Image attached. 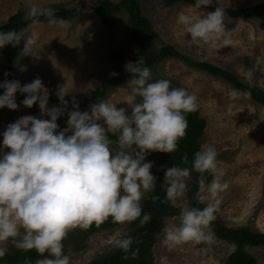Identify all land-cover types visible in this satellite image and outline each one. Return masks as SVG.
<instances>
[{"label":"clouds","instance_id":"clouds-1","mask_svg":"<svg viewBox=\"0 0 264 264\" xmlns=\"http://www.w3.org/2000/svg\"><path fill=\"white\" fill-rule=\"evenodd\" d=\"M212 3L213 0H195L194 8H207ZM25 15L33 25L44 17L50 26L68 27L52 8L32 4ZM225 15L222 6L199 16L181 11L176 22L195 45L220 50L233 44L232 31L225 27ZM6 46L20 47V57L41 59L42 47L26 27L0 31V49ZM260 64L257 58L256 66L264 72ZM257 68L244 71V79L251 82ZM124 69L131 74L122 102L127 108H117V104L101 99L82 112L73 97L67 127L62 130L57 120L68 107L67 83L56 92L61 106L49 108V90L39 77L23 86L18 80L0 82L4 90L0 109L18 110L19 92L26 94L23 106L32 108L38 104L41 117H49L23 116L0 133V259L7 255L10 244L22 251L34 250L43 257L35 264H71L64 253V241L71 231L98 227L109 218L120 224L139 220L140 226L151 220L150 214L142 215L141 201L156 190L157 177L150 171L153 163L146 160V155L178 150L188 127L186 115L197 109L198 102L186 89L171 87L169 80L154 79L141 60L127 62ZM249 95L229 91L231 100ZM181 161L188 164L187 154ZM193 171L200 174L196 201L203 207H180L179 223L164 230L162 243L169 250L188 243H211L214 238L211 224L216 219L220 194L228 188L222 182L224 173L218 167L214 146L202 145L193 154L191 168L167 167L161 187L166 201L176 207L185 197ZM205 173L212 177L210 182ZM111 243L136 258L139 250H132L131 236H117Z\"/></svg>","mask_w":264,"mask_h":264},{"label":"rangeland","instance_id":"rangeland-1","mask_svg":"<svg viewBox=\"0 0 264 264\" xmlns=\"http://www.w3.org/2000/svg\"><path fill=\"white\" fill-rule=\"evenodd\" d=\"M101 1L104 0H0V28L6 25L10 17L19 14L22 21L17 30L26 27L42 47L39 60L20 57L18 54L7 80H18L23 86L39 77L49 90V108L61 106L56 92L67 83L70 92L65 100L69 103L64 115L57 120L59 130L67 127L73 97L79 105L78 110L82 112L89 111L90 106L101 99L117 104V108H127L122 102L128 91L126 82L131 74L125 71L124 65L127 62L143 61L131 39L127 13H119L116 26L107 28L93 14V7ZM107 1L114 4L119 2ZM32 4L52 8L56 14L70 12L72 17L67 21V29L50 26L45 22L31 24L25 14ZM138 4L142 15L157 35L147 51L158 53L162 47L170 46L192 62L208 63L235 76L242 84L264 92V72L256 66L257 58H260L259 67H264V0H213L207 8L222 6L225 10L257 11L248 20L225 17V27L232 31L233 44L220 50L195 45L183 26L176 22L179 12L199 16L209 12L204 7L195 9L194 4L183 3L166 6L163 0H138ZM1 51L0 81L8 69L7 63L1 59ZM254 68H257L254 78L251 82L246 81L243 72ZM150 70L156 78L168 79L176 87L184 88L197 97L198 107L195 111L205 120V128L198 143L200 148L202 145L216 148L218 167L224 173L222 182L228 185L220 194L216 219L211 224L214 234L212 242L198 245L188 243L169 250L162 243L164 230L170 224L179 223L180 207H203L196 201L199 188L193 194L189 190L190 177L188 190L178 206L169 203V208L176 213H171L169 208L163 213L162 228L154 237L150 249V264H227L235 246L218 238L214 229H248L252 233L264 234V107L249 97L231 100L229 91L236 90L232 85L179 60L153 63ZM113 72L115 76L111 75ZM3 91L0 89V95ZM25 95L19 92L16 94L18 110L6 107L0 109V133L8 124L23 116L49 119L41 117L38 104L32 108L23 106L21 101ZM111 147L115 150L116 145ZM154 154L150 152L146 155V160L153 163L150 170L152 173L155 169ZM148 195L141 201V205ZM129 224L114 223L92 234H79V229H75L64 241V253L70 257L71 264H89L99 260L115 248L111 243L113 239L129 233ZM7 249V255L19 250L10 244ZM245 252L256 264H264V248L245 247Z\"/></svg>","mask_w":264,"mask_h":264},{"label":"trees","instance_id":"trees-1","mask_svg":"<svg viewBox=\"0 0 264 264\" xmlns=\"http://www.w3.org/2000/svg\"><path fill=\"white\" fill-rule=\"evenodd\" d=\"M163 2L166 6H172L177 3L195 5L193 0H163ZM93 8L94 16L100 19L102 24L107 28H114L116 26V16L119 13H127L130 23L131 39L140 51V55L143 57V66H147L150 69L153 63H160L169 59L179 60L191 68L204 72L215 78L222 79L240 92L250 93L248 96L249 99L264 107V92L256 87L242 84L235 76H232L217 67H214L208 63L192 62L182 57L174 48L170 46L162 47L158 53L147 51L146 49L155 42L157 35L153 31L150 22L142 15L138 0H119L117 4L104 0L96 4ZM205 9L209 12L215 10V8ZM256 12V10L251 9L238 11L225 10V17L248 20L253 17V14ZM56 16L68 21L72 17V14L70 12H60L57 13ZM21 21L22 19L19 14L10 17L6 25L0 28V31L7 32L12 29L17 30L21 24ZM40 22L47 23L44 17H40ZM20 47H22V45ZM20 47L14 48L11 46H6L2 49L1 59L8 65L6 73H10L11 69L14 67L16 58L20 52ZM118 56L116 55V57ZM153 77L154 79H160L156 78L154 75ZM6 79L7 76H4L0 82H3ZM170 86L173 88H178L171 81ZM186 118L188 127L185 137L179 141L178 150L171 154L159 152H155L154 154L155 169L152 174L157 177V186L154 192L149 193L145 203L142 205V215L144 213L150 214L151 220L143 226H140L139 220L129 224L130 231L127 235L133 238L132 250H139L136 258H131L130 253L126 254L115 247L107 256H104L99 260H94L89 264H150L149 253L153 245L154 237L160 232L162 228V218L164 211L169 208V202L166 201L165 192L161 187V183H163L164 179V170L171 166L191 168L193 154L200 150L198 141L202 135V131L205 128V120L201 119L196 111L188 113ZM110 138L112 140L116 139V137L111 134ZM185 154L188 156L187 165L183 164L181 161V157ZM199 175L200 174L195 171L191 172L192 178L189 190L192 192V194L196 193L199 188L197 182ZM205 176L207 181L210 182L212 177L207 173H205ZM152 196H157L159 199L153 201L151 199ZM170 211L173 214L176 213L175 210L170 209ZM113 224L114 223L112 220L109 219L98 227L96 225H92L86 230L79 229L78 233L92 234L99 229H105L106 227ZM214 232L218 238L235 246V251L229 256L227 264H256L255 260L245 252V247L264 248V234L252 233L248 229H238L232 231L216 228L214 229ZM125 256H128V258H125ZM40 258L41 256H39L34 250H18L14 254L6 255L3 259H0V264H35V261Z\"/></svg>","mask_w":264,"mask_h":264}]
</instances>
